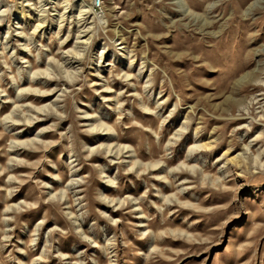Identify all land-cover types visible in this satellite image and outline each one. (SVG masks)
<instances>
[{"label":"rangeland","instance_id":"374dc122","mask_svg":"<svg viewBox=\"0 0 264 264\" xmlns=\"http://www.w3.org/2000/svg\"><path fill=\"white\" fill-rule=\"evenodd\" d=\"M103 3L0 0V264H264V0Z\"/></svg>","mask_w":264,"mask_h":264},{"label":"bare ground","instance_id":"6f19581e","mask_svg":"<svg viewBox=\"0 0 264 264\" xmlns=\"http://www.w3.org/2000/svg\"><path fill=\"white\" fill-rule=\"evenodd\" d=\"M79 3H81V6H78V7H80V10L77 9L79 12L76 14L77 15L76 17H81L83 14L85 15V14H87V12L89 10H91L90 6L87 3L83 2V1L79 2Z\"/></svg>","mask_w":264,"mask_h":264},{"label":"built area","instance_id":"2783aa9c","mask_svg":"<svg viewBox=\"0 0 264 264\" xmlns=\"http://www.w3.org/2000/svg\"><path fill=\"white\" fill-rule=\"evenodd\" d=\"M104 0H91V5L95 11H101L103 9Z\"/></svg>","mask_w":264,"mask_h":264}]
</instances>
